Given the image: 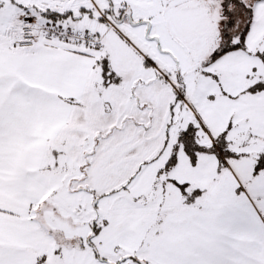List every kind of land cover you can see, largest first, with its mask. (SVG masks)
I'll use <instances>...</instances> for the list:
<instances>
[{
	"label": "snow or ice",
	"instance_id": "snow-or-ice-1",
	"mask_svg": "<svg viewBox=\"0 0 264 264\" xmlns=\"http://www.w3.org/2000/svg\"><path fill=\"white\" fill-rule=\"evenodd\" d=\"M0 264H264V0H0Z\"/></svg>",
	"mask_w": 264,
	"mask_h": 264
}]
</instances>
